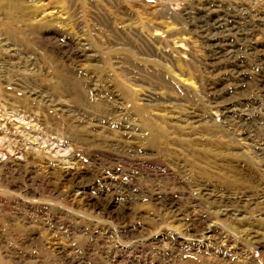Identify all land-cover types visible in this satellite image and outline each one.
I'll return each instance as SVG.
<instances>
[{
    "label": "rangeland",
    "instance_id": "1",
    "mask_svg": "<svg viewBox=\"0 0 264 264\" xmlns=\"http://www.w3.org/2000/svg\"><path fill=\"white\" fill-rule=\"evenodd\" d=\"M263 130L264 0H0V264H264Z\"/></svg>",
    "mask_w": 264,
    "mask_h": 264
},
{
    "label": "bare ground",
    "instance_id": "2",
    "mask_svg": "<svg viewBox=\"0 0 264 264\" xmlns=\"http://www.w3.org/2000/svg\"><path fill=\"white\" fill-rule=\"evenodd\" d=\"M22 2H25V0H21ZM207 1H209V0H207ZM207 3V2H206ZM206 6V5H205ZM210 10V9H209ZM212 10V9H211ZM214 12V11H213ZM215 13V12H214ZM218 13V12H217ZM212 14V13H211ZM213 16V15H212ZM211 15H210V17H211V19H216V18H218V17H212ZM232 20V19H231ZM228 24V23H227ZM219 25V24H218ZM217 26V25H216ZM221 27V26H220ZM216 28V27H215ZM215 30V29H214ZM218 31H219V29H218ZM227 31V30H226ZM212 34V33H211ZM215 35V34H214ZM228 36V35H227ZM218 37V36H217ZM223 37H225V36H223ZM210 38V37H209ZM219 38V37H218ZM227 38V37H226ZM213 39H214V36H213ZM216 39V38H215ZM228 39V38H227ZM211 41H212V38H211ZM227 42V40H217V41H212L211 43H209V45L213 48V50L215 51V53H217V54H219V52L220 53H222L221 52V49H223L222 47H224V43H226ZM66 43V42H65ZM73 48V47H72ZM75 50V49H74ZM72 54H76V53H72ZM78 56H80L79 54H78ZM77 58H79V57H77ZM84 58V57H83ZM244 80V79H243ZM240 81H242V80H240ZM238 86V85H237ZM218 89V88H217ZM217 91V90H216ZM214 92H215V90H214ZM216 93H218V92H216ZM237 97V96H236ZM242 98V97H241ZM226 100V99H225ZM228 103V102H227ZM242 103V102H241ZM246 103V102H245ZM244 103V104H245ZM236 105V104H235ZM237 105H240L239 103L237 104ZM246 105V104H245ZM244 105V106H245ZM243 106V105H242ZM231 107H236V106H232V104H231ZM229 109V107H225L224 108V111L225 110H228ZM231 110V109H230ZM221 111V110H220ZM244 112V111H243ZM232 114V113H231ZM223 116V115H222ZM227 116V115H226ZM250 122V121H249ZM250 128V127H249ZM263 132H264V130H263ZM246 133V132H245ZM258 133V132H257ZM251 134V133H250ZM249 134V135H250ZM249 135H247V136H249ZM258 135V134H257ZM264 135V134H263ZM241 136V135H240ZM243 136V135H242ZM252 136V135H251ZM254 136V135H253ZM255 144V143H254ZM259 151V150H258ZM260 152V151H259Z\"/></svg>",
    "mask_w": 264,
    "mask_h": 264
}]
</instances>
